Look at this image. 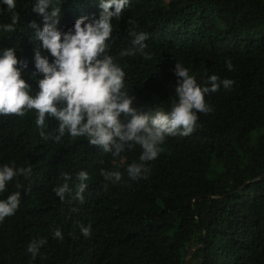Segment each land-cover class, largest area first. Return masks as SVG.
Here are the masks:
<instances>
[{
  "label": "trees",
  "instance_id": "obj_1",
  "mask_svg": "<svg viewBox=\"0 0 264 264\" xmlns=\"http://www.w3.org/2000/svg\"><path fill=\"white\" fill-rule=\"evenodd\" d=\"M60 7L65 32L100 11L99 0H62ZM31 9L32 0H19V28L0 44L28 61L22 78L34 94L41 77L32 78L39 42L30 24L43 22ZM132 30L148 33L151 59L119 56ZM110 43L125 90L144 113L170 108L176 62L201 84L213 74L235 84L205 97L213 111L199 114L191 135L166 140L147 180L126 173L138 146L126 159L113 158L83 138L42 140L32 112L0 116V164L32 168L19 178V209L0 223V264H185L188 253V264H264V0H131ZM55 124L49 121V131ZM102 168L119 170L121 181L105 182ZM81 170L90 176L85 203L61 202L53 191L61 173L74 178ZM78 222L91 223L90 238ZM57 228L63 240L52 237ZM35 238L48 242L32 262L26 247Z\"/></svg>",
  "mask_w": 264,
  "mask_h": 264
},
{
  "label": "clouds",
  "instance_id": "obj_2",
  "mask_svg": "<svg viewBox=\"0 0 264 264\" xmlns=\"http://www.w3.org/2000/svg\"><path fill=\"white\" fill-rule=\"evenodd\" d=\"M18 3L19 0H0V39L10 38L17 32L21 22ZM61 3L62 0H32L31 10L43 22L42 28L36 22L30 24L35 32L32 39L39 42L33 56L32 78L36 79L37 75L41 78L37 80L38 90L34 94L31 85L22 78V73L29 68L28 61L18 60L16 47L0 44V116L22 117L32 112L42 140L60 143L65 136L83 138L90 146L113 158L126 159L123 154L138 146L141 150L138 161L128 164L126 173L131 181L147 180L151 173L150 162L159 157L166 140L191 135L198 126L199 114L213 111L205 97L221 89L230 91L235 81L213 74L201 84L196 75L176 62L173 69L176 84L170 108L156 107L148 113L138 111L125 90L126 72L108 51L114 21L122 19L131 0H99L98 16H81L66 32L58 27ZM128 23L134 24V21ZM128 35L129 44L120 49L119 56L140 55L151 59L146 51L148 33L132 30ZM225 67L233 70L230 60L225 61ZM50 120L56 124L49 131ZM31 173V167H18L14 161L0 164V195L8 193L0 198V223L16 214L23 189L19 178H29ZM100 175L105 182L118 183L122 179L119 170L102 168ZM89 179V173L84 170L74 178L61 173L53 191L61 202L71 197L72 202L82 205ZM14 181L17 191L9 192V185ZM71 211L77 209L73 207ZM78 227L83 237H91V223L86 226L78 222ZM52 237L64 239L59 228ZM47 242V238L28 242L26 253L32 262L40 257Z\"/></svg>",
  "mask_w": 264,
  "mask_h": 264
},
{
  "label": "water",
  "instance_id": "obj_3",
  "mask_svg": "<svg viewBox=\"0 0 264 264\" xmlns=\"http://www.w3.org/2000/svg\"><path fill=\"white\" fill-rule=\"evenodd\" d=\"M188 256H189V253L186 255L185 264H188Z\"/></svg>",
  "mask_w": 264,
  "mask_h": 264
}]
</instances>
